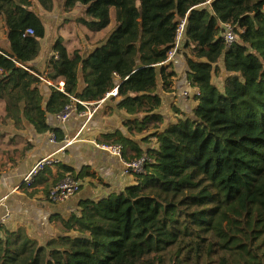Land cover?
Returning <instances> with one entry per match:
<instances>
[{"label":"trees","instance_id":"trees-1","mask_svg":"<svg viewBox=\"0 0 264 264\" xmlns=\"http://www.w3.org/2000/svg\"><path fill=\"white\" fill-rule=\"evenodd\" d=\"M56 1L64 15L83 6L77 22L90 32L113 29L87 56L59 37L42 73L31 65L47 38L39 10L53 14ZM0 22L9 45L0 47V123L13 129L10 146H24L18 159L9 156L10 172L34 149L31 133L62 146L57 117L73 99L97 103L116 89L110 112L125 116L123 130L97 142L122 147L125 162L147 156L122 193L51 216L65 235L40 243L0 226V264H264V0H0ZM183 22L185 77L200 96L190 114L176 104L167 122L163 94L181 78L168 59ZM225 24L248 37L228 47ZM67 176L80 184L97 177L59 163L20 191L42 188L46 201Z\"/></svg>","mask_w":264,"mask_h":264},{"label":"crops","instance_id":"crops-1","mask_svg":"<svg viewBox=\"0 0 264 264\" xmlns=\"http://www.w3.org/2000/svg\"><path fill=\"white\" fill-rule=\"evenodd\" d=\"M96 36L98 35L94 32L85 34L81 41L84 45L77 47L83 56L89 55L99 45L97 42H94ZM7 40L6 33L0 39V47L2 49L8 50L9 45ZM52 40H48L49 48L45 46L46 40L42 42L41 55L31 64L32 67L40 70L42 73L47 70L48 59L52 55ZM178 59L170 61L173 62L181 77L179 83L173 87L175 89H179L180 86L182 87L185 80H187L185 77L187 69L186 60L182 59L179 61ZM80 85L81 88L84 87L82 76H80ZM112 97L116 98L117 96L111 93L108 94L103 99L97 113L90 119L78 112L73 113L70 122L63 123L66 134L64 135L65 142L62 143L60 148L56 145L57 142H51L53 135L36 136L31 133L30 138L33 140L35 147L28 153L27 161L17 168V170L10 172V175L5 174L0 177V212L8 210L12 215L6 228L17 229L24 227L32 238L45 243L47 240L55 238L60 234H66L61 228L60 223L54 221L50 224L49 219L51 216L61 215L67 217L70 213L77 211L81 201H96L112 194H120L134 183L135 179L131 176H123L124 169L120 159L98 147L104 145L97 142L98 137L103 134L113 133L117 125L125 119V116L116 109H114L113 113L110 112V108L115 107V103L111 101ZM163 98L162 112L167 122H173V109L176 106V100L173 94L168 93L163 94ZM191 111L188 113L190 114ZM49 122L54 127L51 117ZM117 130H123L121 125ZM47 157L53 158L54 164L52 166L61 163L74 168L77 172L87 167L89 172L96 173L97 177L94 179L87 177L82 180L81 192L73 199L58 205L50 204L49 200H44L42 188H40L39 194H35L34 196L23 194L20 191L21 188L17 189V187L22 184L24 178L34 169L37 163ZM33 191L35 190L33 189L30 192Z\"/></svg>","mask_w":264,"mask_h":264},{"label":"rangeland","instance_id":"rangeland-1","mask_svg":"<svg viewBox=\"0 0 264 264\" xmlns=\"http://www.w3.org/2000/svg\"><path fill=\"white\" fill-rule=\"evenodd\" d=\"M61 3V4H60ZM56 6H57V10H55L53 12V14H45L41 9L39 10V15L41 14V17L45 23V26H46V32H47V38H46V41H45V46L47 48L50 47V45L48 44V40H52L53 43H52V46L53 47V44H54V41L56 39H58L59 37H61V39L65 40L64 42L66 44H68L69 46V49L72 51L74 49H79L77 48L79 45H84L81 43L82 39L84 38L85 34L86 33H89L90 31L87 29L86 26L84 25H80L77 20L84 16V7L79 5L76 9V11L70 15H64L63 11L61 10L62 8V1H56ZM182 24V23H181ZM181 24L179 26V29L181 30ZM111 29H113V27H109L106 31L104 32H101V33H96V36L94 38V42H97V44H99L100 42H103L109 32L111 31ZM185 30V29H184ZM184 30L182 31V40H181V43L182 41L184 40ZM6 28L4 27V25L2 24V22H0V39L3 38L4 34L6 35ZM180 43V48L179 50L177 51V54L176 56L171 59L170 61H174L176 58H179L178 60L181 61L182 59H186V55H185V48H184V45L182 43L181 45ZM90 45V44H89ZM74 47V48H73ZM73 48V49H72ZM179 56V57H178ZM187 71V69H186ZM225 73V72H224ZM224 73L222 75H220V78L215 76L214 77V83L216 85H219L220 86V81L221 79H223L226 75H224ZM187 80H185L186 82ZM184 82V81H183ZM188 82V81H187ZM184 85V84H183ZM182 85V86H183ZM174 92L172 93L173 94V97L175 98L176 102L175 104H180L181 107L185 108L186 106H188V108L186 109L187 110V113L190 112L192 110V107H193V101L191 102V100L194 98V92H192V98L190 101L188 102H183L180 98V94L182 92V87L180 86L179 89H175L173 88ZM195 91V90H194ZM94 105L95 103L92 104V106L90 107L91 109V114H92V117L97 113V107L94 108ZM97 110V111H96ZM3 114L2 112V109H1V106H0V116ZM86 117H89V115H87ZM121 123H119L117 125V127L115 128L114 131L117 130L118 127H120ZM0 130L2 133L6 134L4 136V138L0 141V177L2 175H5V174H11L10 173V167L13 165L11 164V161L9 160V156H11L13 159H18L19 158V154H20V151L23 149V144H19L17 147H13V146H10V144L8 143L9 139H11L12 135L14 134V132L12 131V127H3L2 124L0 123ZM53 137V136H52ZM31 140V138H30ZM52 140V138H51ZM32 141V140H31ZM52 142V141H51ZM34 143V142H33ZM53 143V142H52ZM56 143V142H55ZM152 145L153 146H158V143H157V140L156 139H153L152 140ZM145 157L147 158V156L145 155ZM48 159H50L49 161L51 162V164L47 165L48 167L49 166H52V164H54V160L52 157H47ZM43 160V159H42ZM40 162V161H39ZM38 162V163H39ZM146 162V159H141L140 162L136 163V167H137V172L141 173L142 171V166L143 164ZM141 163V164H140ZM146 165V163H145ZM35 168V167H34ZM33 170V169H32ZM31 170V171H32ZM21 171V170H20ZM30 171V172H31ZM29 172V173H30ZM144 172H145V168H144ZM17 173V172H16ZM28 173V174H29ZM40 173V172H39ZM27 174V176H28ZM15 175V174H14ZM26 176V177H27ZM26 177L24 178V181L26 179ZM132 177V176H131ZM133 177H136L135 175ZM24 181L22 182V184H20V186L24 185ZM31 189V188H30ZM32 195L31 196H34V192H30ZM77 196V195H76ZM75 196V197H76ZM74 198V197H73ZM71 198V199H73ZM70 199V200H71ZM51 203V202H50ZM54 205H58V204H55ZM71 214V213H70ZM69 214V215H70ZM5 215H9L8 219H6L3 223L4 226L7 225L8 221L11 220L12 218V215H11V212L8 211V210H5L3 212H0V217H3ZM68 215V216H69ZM67 216V217H68ZM66 218V217H65ZM22 229H25L24 231L27 233V229L24 228V227H21ZM17 229H20V228H17ZM41 243V242H40Z\"/></svg>","mask_w":264,"mask_h":264},{"label":"built area","instance_id":"built-area-1","mask_svg":"<svg viewBox=\"0 0 264 264\" xmlns=\"http://www.w3.org/2000/svg\"><path fill=\"white\" fill-rule=\"evenodd\" d=\"M185 29V23L183 22L181 24V30L178 29V35H177V47L175 50H173L170 53L169 59L168 61H170L171 59H173L176 54L177 51L180 48V43L182 40V31ZM249 32L246 29H237L236 27L232 26L231 24H225L224 25V32H223V39L225 44L228 47H231L233 44H235L238 39L240 37H248ZM3 74V71L0 69V76ZM40 79L44 82L43 85L45 86H52L53 83L48 80L47 78H43L40 77ZM63 83L60 84L59 88L60 91L63 92ZM192 92H194V96H200V92L198 91H194V89L191 88L190 84L186 81L184 83V85L182 86V92L180 94V98L183 102H188L191 100L192 98ZM118 93V90L116 89L115 91H113L111 94L116 96ZM103 102H97L94 105V108H100L101 103ZM92 106V103H87V102H82L79 100H74L73 99V103L66 106L62 112L59 114V116L57 117V119L61 122V123H69L70 119L73 115V113L78 112L80 114H82L84 117H86L87 115H89V119L92 118V114H91V109L90 107ZM97 109V110H98ZM96 110V111H97ZM53 143L56 142L55 136L53 135L52 140ZM101 149L110 152L112 155L118 157L123 165V176H136L138 174H143L144 173V168H145V163L142 166V171L141 173L137 172V167L135 166L136 163L140 162L141 159H146L147 158L145 156H143L140 159H137L135 161L132 162H125L122 159V147L120 146H108V145H102V146H98ZM50 159L45 158L43 160H41L39 163H37V165L35 166V168L28 174V176L26 177L25 181H24V185L30 186L31 184H33V181L35 179V177L37 176V174L41 171L44 170V168L51 164V162L49 161ZM141 164V163H140ZM21 186L17 187V189L21 188ZM81 192V184L78 180L74 179L71 176H67L64 180L60 181L57 186L52 190L50 196H49V201L51 203H55V204H60L63 203L67 200H70L71 198L75 197L76 195H78ZM9 215H5L3 217H0V226L3 225L4 221L6 219H8Z\"/></svg>","mask_w":264,"mask_h":264}]
</instances>
